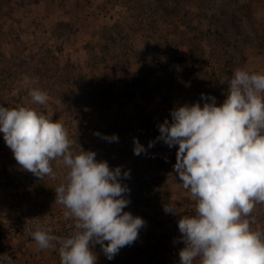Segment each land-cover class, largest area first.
Here are the masks:
<instances>
[{
  "label": "rangeland",
  "instance_id": "374dc122",
  "mask_svg": "<svg viewBox=\"0 0 264 264\" xmlns=\"http://www.w3.org/2000/svg\"><path fill=\"white\" fill-rule=\"evenodd\" d=\"M228 61L233 74L264 72V0H0V105L44 112L65 126L73 151L130 170L124 211L145 207V225L195 214L173 167L178 145L157 140L158 125L174 107L202 105L201 93L221 104ZM33 87L46 91V104L32 101ZM113 134L118 141L105 138ZM134 138L146 152L134 154ZM51 164L54 176L23 169L0 134V178L12 204L35 199L42 207L52 194L54 204L68 169ZM169 203L183 212L165 213ZM253 215L264 230V205Z\"/></svg>",
  "mask_w": 264,
  "mask_h": 264
},
{
  "label": "clouds",
  "instance_id": "9594fccd",
  "mask_svg": "<svg viewBox=\"0 0 264 264\" xmlns=\"http://www.w3.org/2000/svg\"><path fill=\"white\" fill-rule=\"evenodd\" d=\"M29 95L40 105L48 100L38 87ZM201 100L174 107L171 121L158 125L157 140L178 145L173 167L195 200V214L180 215L177 222L182 235L174 242L184 244L179 264H264V230L253 227L254 210L264 205V72L237 68L221 104L204 93ZM0 134L18 164L35 176H54V160L68 169L54 203L73 219L74 231L60 237L37 225L31 235L40 249L56 242L60 264H97L95 244L111 260L137 240L145 221L124 211L130 188L122 180L130 170L97 161L95 151H73L65 126L32 107L0 105ZM133 143L135 155L146 152L137 138ZM163 207L177 214L176 204Z\"/></svg>",
  "mask_w": 264,
  "mask_h": 264
},
{
  "label": "crops",
  "instance_id": "0c3cea01",
  "mask_svg": "<svg viewBox=\"0 0 264 264\" xmlns=\"http://www.w3.org/2000/svg\"><path fill=\"white\" fill-rule=\"evenodd\" d=\"M4 184L7 187L6 180ZM14 203L15 205L12 204L8 194L4 199H0V205L9 208H34L40 205L35 199L17 200ZM145 227L147 228L145 231L139 230L136 241L122 247L111 260L103 254L100 245L95 244L93 251L98 256L97 264H179V251L184 244L182 241L174 242L182 235L179 232L177 221L168 224L152 221ZM0 264H60L59 246H53L40 252L28 239L13 236L0 241Z\"/></svg>",
  "mask_w": 264,
  "mask_h": 264
},
{
  "label": "built area",
  "instance_id": "2783aa9c",
  "mask_svg": "<svg viewBox=\"0 0 264 264\" xmlns=\"http://www.w3.org/2000/svg\"><path fill=\"white\" fill-rule=\"evenodd\" d=\"M31 194L36 196L37 192L33 190ZM4 197L5 186L0 178V199ZM176 205V212L182 211V206L177 203ZM194 206L188 207L187 210L193 212ZM64 210L63 206L56 203L35 209H13L0 205V241L13 236H21L37 244L31 235L37 225L50 227L54 235L67 237L74 231V221L72 218H65ZM125 211L141 218H144L148 212L145 207L138 205H130ZM53 244L58 245L56 242Z\"/></svg>",
  "mask_w": 264,
  "mask_h": 264
},
{
  "label": "trees",
  "instance_id": "16d2710c",
  "mask_svg": "<svg viewBox=\"0 0 264 264\" xmlns=\"http://www.w3.org/2000/svg\"><path fill=\"white\" fill-rule=\"evenodd\" d=\"M227 65V70H226V73L230 76V77H232V74H233V70L231 69V63H230V61H228L227 63H226ZM230 82V81H229ZM229 82H228V84H229ZM54 197V194H52V195H50V196H46V197H44V201H46L47 200V203H44L43 204V207L44 206H47L48 205V203H50L53 199ZM38 207H40V206H38ZM35 208H37V207H34V208H32V209H35Z\"/></svg>",
  "mask_w": 264,
  "mask_h": 264
}]
</instances>
